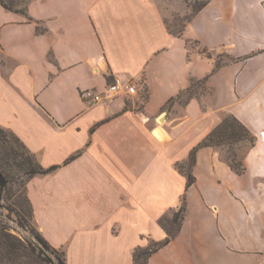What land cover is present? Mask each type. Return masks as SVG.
Instances as JSON below:
<instances>
[{"label": "crops", "instance_id": "1", "mask_svg": "<svg viewBox=\"0 0 264 264\" xmlns=\"http://www.w3.org/2000/svg\"><path fill=\"white\" fill-rule=\"evenodd\" d=\"M262 1L208 0L181 34L157 0H31L30 18L0 4V126L57 166L32 176L26 192L37 229L66 264H133L137 246L166 237L159 218L184 191L181 229L148 264H264ZM196 40L234 59L212 72L213 59L189 46ZM206 75L205 94L163 109ZM114 76L131 78L137 94L81 98ZM221 112L256 136L245 170L200 147L185 189L175 163Z\"/></svg>", "mask_w": 264, "mask_h": 264}, {"label": "trees", "instance_id": "2", "mask_svg": "<svg viewBox=\"0 0 264 264\" xmlns=\"http://www.w3.org/2000/svg\"><path fill=\"white\" fill-rule=\"evenodd\" d=\"M207 2L208 0L198 6L193 14ZM28 3L29 0H0V4L4 8L19 12L30 18L27 13ZM184 27L185 24L176 34H181ZM196 42L199 43L197 40ZM200 51L206 54L208 50L206 47H203ZM206 55L209 56L208 54ZM233 59V57L229 56L228 61L215 63L212 72ZM207 78L208 75L196 81L191 79L190 85L181 90L175 97L170 98L163 106V109L171 108L172 104L180 99L183 93L190 91L191 86L195 83L196 87L202 88L201 91L198 92V94L197 92L191 93L183 103L187 102L192 95L205 94L207 92ZM255 139V134L235 115L227 113L211 132L192 147L184 161L175 163L177 170L186 177L185 189L195 182L193 166L195 164L198 148L205 146L219 148L230 168L235 173L242 174L245 170L243 155L246 149L254 144ZM242 141H246L248 144H246L243 153L238 156L235 149L232 148V145ZM223 146H227V151H225V153H223ZM77 154L71 156L70 159L74 158ZM56 167V165L44 167L37 155L33 153L13 131L0 126V201L5 199L9 200L10 197L13 198L16 206V209H14L16 216L23 221V226L28 228L35 238L34 242L28 241L26 244L22 239L10 233L6 227L0 225V264H14L19 256H21V252H24L27 248L30 249L31 252H36L40 258H43L49 264L51 263L48 257L52 259L55 257L57 259L54 261L56 264H66L65 251L61 248L62 257L58 255L57 248L53 247L37 229L34 223L32 205L26 192V183L32 176L48 173ZM8 190L9 195L6 194ZM186 209L187 200L184 191L179 198L178 206L171 208L168 213L159 218V224L164 228L166 237L159 241L149 240L148 244L145 246H137L132 252L133 264H148L150 255L167 244L179 233L185 218ZM169 213L171 214L168 215Z\"/></svg>", "mask_w": 264, "mask_h": 264}, {"label": "rangeland", "instance_id": "3", "mask_svg": "<svg viewBox=\"0 0 264 264\" xmlns=\"http://www.w3.org/2000/svg\"><path fill=\"white\" fill-rule=\"evenodd\" d=\"M31 1V0H29ZM165 12V22L167 27L173 33L178 32L184 24H186L189 17L193 14L194 10L200 6L206 0H157ZM189 46L197 48L199 50L203 49V46L196 41H190ZM208 54L209 56H207ZM205 56L213 59L214 65L218 62H225L229 60V55L222 49L218 50H208ZM201 79V78H200ZM196 81L197 79H194ZM191 83V82H190ZM196 84V83H195ZM194 85L191 86V90L183 93L181 98L177 100L180 104H183V101L192 93L200 92L202 88H198ZM190 85V84H189ZM227 112H221V120L226 116ZM248 142H238L232 145V148L235 149V152L240 156L245 150V146ZM223 153L227 151V146H223ZM237 156V157H238ZM9 195V190L6 192ZM16 206L13 198L10 197L9 200L0 201V225L6 227V229L19 237L27 244L28 241H35L34 236L31 234L28 228L23 226V221L16 216L15 210ZM169 213L168 215H170ZM24 218V217H23ZM58 255L62 257L61 248H57ZM19 258L14 264H49L43 258H40L36 252H31L30 249H26L24 252H21ZM54 261L57 260L55 257Z\"/></svg>", "mask_w": 264, "mask_h": 264}, {"label": "built area", "instance_id": "4", "mask_svg": "<svg viewBox=\"0 0 264 264\" xmlns=\"http://www.w3.org/2000/svg\"><path fill=\"white\" fill-rule=\"evenodd\" d=\"M264 9V0L262 1ZM136 84L131 78L123 76H114L103 89H83L80 96L87 104L92 105L106 98H113L118 96H132L137 94Z\"/></svg>", "mask_w": 264, "mask_h": 264}, {"label": "water", "instance_id": "5", "mask_svg": "<svg viewBox=\"0 0 264 264\" xmlns=\"http://www.w3.org/2000/svg\"><path fill=\"white\" fill-rule=\"evenodd\" d=\"M48 259H49V261H50L51 264H56L51 257H48Z\"/></svg>", "mask_w": 264, "mask_h": 264}]
</instances>
